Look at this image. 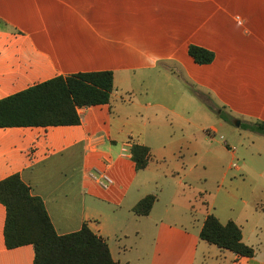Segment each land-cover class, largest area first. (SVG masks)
I'll return each instance as SVG.
<instances>
[{
    "label": "crops",
    "instance_id": "crops-1",
    "mask_svg": "<svg viewBox=\"0 0 264 264\" xmlns=\"http://www.w3.org/2000/svg\"><path fill=\"white\" fill-rule=\"evenodd\" d=\"M191 45L213 51V63L197 64ZM101 71L114 72L111 102L80 109L79 125L0 128V180L20 174L59 234L87 223L118 264L116 254L129 264L138 244L129 238L152 213L134 212L145 196L133 192L143 170L131 154L143 144L153 157L148 124L154 134L184 128L187 112L205 120L209 106L235 123L264 121V0H0V100L58 76ZM96 172L112 185L100 186ZM6 218L0 202V264H34L33 245L7 247ZM216 257L264 264L257 253L218 248Z\"/></svg>",
    "mask_w": 264,
    "mask_h": 264
},
{
    "label": "rangeland",
    "instance_id": "rangeland-1",
    "mask_svg": "<svg viewBox=\"0 0 264 264\" xmlns=\"http://www.w3.org/2000/svg\"><path fill=\"white\" fill-rule=\"evenodd\" d=\"M193 110L185 114L191 122L184 128L175 124L154 134L156 127L147 126L153 157L133 192L158 200L141 219L139 237L129 238L138 243L127 255L129 264H216L218 247L200 238L208 214L242 225L246 242L264 258V136L242 128L243 121L239 127L228 122L215 107H208L205 120ZM127 214L122 209L124 223Z\"/></svg>",
    "mask_w": 264,
    "mask_h": 264
},
{
    "label": "trees",
    "instance_id": "trees-1",
    "mask_svg": "<svg viewBox=\"0 0 264 264\" xmlns=\"http://www.w3.org/2000/svg\"><path fill=\"white\" fill-rule=\"evenodd\" d=\"M189 54L200 65L215 60L213 51L197 45L189 47ZM114 91L112 71L58 76L1 99L0 128L79 125L80 109L109 104ZM241 127L264 136V121L242 122ZM131 154L138 171L148 167L152 157L148 146L135 144ZM157 199L156 194L146 195L134 207V212L138 216H148ZM0 202L7 209V247L33 245L34 264H118L107 241L87 223L79 231L59 234L43 199L33 194L20 174L0 180ZM200 238L240 257L256 255L255 248L243 241L242 227L234 220L222 223L216 215L209 214Z\"/></svg>",
    "mask_w": 264,
    "mask_h": 264
},
{
    "label": "built area",
    "instance_id": "built-area-1",
    "mask_svg": "<svg viewBox=\"0 0 264 264\" xmlns=\"http://www.w3.org/2000/svg\"><path fill=\"white\" fill-rule=\"evenodd\" d=\"M91 177L103 188H108L113 183V180L106 172L92 173Z\"/></svg>",
    "mask_w": 264,
    "mask_h": 264
},
{
    "label": "water",
    "instance_id": "water-1",
    "mask_svg": "<svg viewBox=\"0 0 264 264\" xmlns=\"http://www.w3.org/2000/svg\"><path fill=\"white\" fill-rule=\"evenodd\" d=\"M241 124L240 120H237L236 125L239 127Z\"/></svg>",
    "mask_w": 264,
    "mask_h": 264
}]
</instances>
